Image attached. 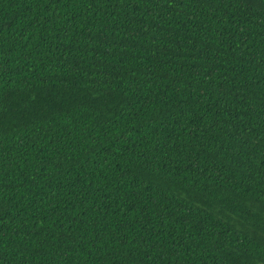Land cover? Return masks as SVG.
<instances>
[{
  "label": "trees",
  "instance_id": "1",
  "mask_svg": "<svg viewBox=\"0 0 264 264\" xmlns=\"http://www.w3.org/2000/svg\"><path fill=\"white\" fill-rule=\"evenodd\" d=\"M0 264H264V0H0Z\"/></svg>",
  "mask_w": 264,
  "mask_h": 264
},
{
  "label": "snow or ice",
  "instance_id": "2",
  "mask_svg": "<svg viewBox=\"0 0 264 264\" xmlns=\"http://www.w3.org/2000/svg\"><path fill=\"white\" fill-rule=\"evenodd\" d=\"M0 103H2V101H0Z\"/></svg>",
  "mask_w": 264,
  "mask_h": 264
}]
</instances>
